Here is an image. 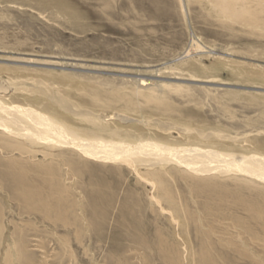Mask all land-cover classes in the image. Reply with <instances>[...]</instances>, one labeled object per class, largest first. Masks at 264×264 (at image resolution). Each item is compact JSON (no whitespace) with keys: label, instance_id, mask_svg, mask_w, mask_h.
<instances>
[{"label":"rangeland","instance_id":"1","mask_svg":"<svg viewBox=\"0 0 264 264\" xmlns=\"http://www.w3.org/2000/svg\"><path fill=\"white\" fill-rule=\"evenodd\" d=\"M217 3L0 0V82L14 90L7 97L21 98L19 104L49 107L54 116L84 113L79 123L83 129L97 124L111 131L126 127L138 140L151 135L171 147L264 156V0H234L236 10L244 8L258 17L250 25L220 13ZM194 70L203 73L195 75ZM136 79L147 86L139 88ZM87 84L97 90L85 92ZM156 84L163 91L161 110L140 105L138 97L131 106L111 96H157L152 91ZM121 117L134 121L122 123ZM23 140L41 149L40 144L35 148L38 140ZM6 142H0V264H22L19 251L31 258L27 264H264V221L239 202L264 208V182L256 178H213L225 188L223 196L205 195L196 191L200 178L168 164L182 196L179 205L194 224L172 215L164 201L154 203L145 178L153 171L143 170L139 177L119 160L92 161L98 169L91 174L62 180L68 195L60 185L54 187L64 195L62 208L75 215L65 216L64 223L52 200L46 198L43 209L33 207L17 198L3 179L8 170L4 163L17 159L26 165L32 186L46 196L51 187L38 182L44 173L35 165L51 159L42 153L2 151ZM67 170L62 166V177ZM93 190L106 197L100 203L106 210L101 219L92 218L88 208ZM203 249H208L209 263L200 262Z\"/></svg>","mask_w":264,"mask_h":264},{"label":"bare ground","instance_id":"2","mask_svg":"<svg viewBox=\"0 0 264 264\" xmlns=\"http://www.w3.org/2000/svg\"><path fill=\"white\" fill-rule=\"evenodd\" d=\"M217 2L219 3H217L216 7L222 14L227 16L228 14H232L242 23H247L249 25L258 21L257 16L250 15L244 8L236 10L234 0H217ZM191 53H193V49L187 52V56ZM194 71L195 75L203 73L202 71ZM136 82L138 83L139 88L147 86L144 80L136 79ZM89 86L90 85L87 84L85 86L86 88L84 87L85 92L89 90ZM155 86L157 89H152V91L154 93L157 92V96H152L151 94L153 93L139 92H134L132 97L129 98L117 94L111 96H113L116 101H125L131 106L134 104V98L138 97L143 101L140 105L161 110L165 106V104L159 99L163 91L159 84H156ZM90 90L94 91L97 90V88L94 89L93 87L90 88ZM144 91L146 92V90ZM0 94L4 95V98H0V142L8 140V142L4 143V146H1L2 151L4 150L11 153L18 151L23 154V156L27 153H42L44 158H50L51 160L48 159V162L47 160L45 161L46 163L43 164L39 162L35 166H37V170L44 173V176L41 175L42 177H38V182L42 185L45 184L47 187H51V190L48 195L42 197L40 193L41 190L36 186H32L28 180L30 174L28 175V171L25 168L26 165L17 159H10L4 163V167L8 170L2 173L3 179L9 187H12L17 198L27 204H33V207L43 209L44 206H47V204H45L46 198L52 200L55 208H57L55 210V215L62 217L64 223L68 220L65 216L74 218L75 215L74 212L70 210L71 208L68 210L62 208L64 204L60 205V203L64 200V195L62 193L59 195L54 187L60 185L61 188L59 187V190L68 195L70 192L69 187H67L62 180H66L67 177L70 179L74 177L76 173L84 174V172H90L91 174V171L98 169V166L92 163V161L114 164L115 161L119 160L126 164L128 168L139 177H142V172L145 170L153 171V174H146L145 178L147 182L151 184L153 192L151 198L154 200V203L160 204L159 201H164L168 204L169 208H167V210L172 215L184 217L185 220L188 222L191 221L194 224L195 221L193 216L188 213L187 210H183L179 205L182 202V196L175 186V177L166 170L168 164L176 163L179 166L188 169L186 173L200 178L201 181L198 182L199 186L196 191L204 193L205 195H208L209 193H218L223 196L221 191L225 188L219 183L214 182L212 179L215 178L220 180L223 175L227 174H241L246 178H256L264 182V156L262 155L244 156L243 154L240 155L235 152L228 154L225 152L222 153L191 147H171L157 142L156 140H152L150 138L151 135L139 136L140 140H138V138H134L130 132L125 129L126 127L111 131L108 130L110 128H108L107 125L97 124L90 127V130L83 129L79 123L81 122V119H85L86 115L84 113L76 112L69 116L60 114L54 116L53 114L56 113L50 111L49 107L46 108V110H39L31 105L19 104L21 98L19 96L7 97L11 94L14 95V90L11 87L4 86L1 82ZM16 99H18V102H15ZM119 120L122 123L134 121L125 117H121ZM25 138L26 140L28 139V141L35 139L38 140V144L35 148H39L38 145L40 144V151L33 148L35 143H31L32 141L30 142L32 146L28 145V147L26 146L27 144L24 145L25 143L22 142V140H25ZM135 139L136 142H133ZM68 148H72L73 152L67 155L53 154L54 150ZM78 157L83 159H78ZM58 159H61L63 163ZM62 166H65L68 169L63 177ZM99 166L104 168L101 165ZM32 179L35 181L34 178ZM105 198L104 194L101 197V193L96 190H93V192L89 194V202L87 204L92 218H100L106 215V210L103 211L100 208V203L103 202ZM239 202L253 218L264 221V208H257L256 206L242 200ZM165 210L164 207H161V211ZM206 210L208 209L206 208ZM44 211V214L48 216L50 211L48 209ZM121 211L122 215L126 216V207H122ZM172 218V221H174V217ZM92 223L95 222L93 221ZM94 225L95 224H92V226ZM207 251L208 249H203L202 254L200 255L199 253L200 262L209 263L210 259ZM19 253L20 262H22V264L30 262L31 258L24 257V252L19 251Z\"/></svg>","mask_w":264,"mask_h":264}]
</instances>
